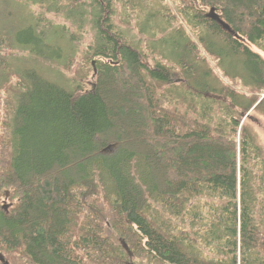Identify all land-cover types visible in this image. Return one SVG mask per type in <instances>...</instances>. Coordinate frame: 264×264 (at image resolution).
Masks as SVG:
<instances>
[{
    "label": "trees",
    "instance_id": "1",
    "mask_svg": "<svg viewBox=\"0 0 264 264\" xmlns=\"http://www.w3.org/2000/svg\"><path fill=\"white\" fill-rule=\"evenodd\" d=\"M63 1L45 3L94 31L73 83L21 61L23 31H0L7 264H264V145L250 120L264 117V0ZM117 3L147 50L115 23Z\"/></svg>",
    "mask_w": 264,
    "mask_h": 264
},
{
    "label": "rangeland",
    "instance_id": "2",
    "mask_svg": "<svg viewBox=\"0 0 264 264\" xmlns=\"http://www.w3.org/2000/svg\"><path fill=\"white\" fill-rule=\"evenodd\" d=\"M45 1L52 3L54 0H0V31H5V33L17 34V32L23 31L21 39H18L15 45L23 47L19 49L17 47L15 54L21 56L19 57L26 65L36 68L41 74H44L50 80L59 82L61 84L73 83V79L77 76L76 70L81 66V57L84 55L86 48L92 42L94 37V31L90 22H87L86 26L82 29H78V19H69L65 16L62 10L57 11L51 8L52 5L45 3ZM66 1L63 3L66 4ZM43 2V3H41ZM165 2L170 5L172 9H176L174 0H165ZM45 3V4H44ZM162 3V0H161ZM68 4V1H67ZM118 16H116L115 23L121 26L128 37L134 43L143 47L144 50L148 49L149 43L152 41L150 34L140 33L138 27V15L131 11L133 14L130 17V26H126L121 22L120 19L127 16L119 10ZM167 5V6H168ZM51 8L50 10L48 9ZM208 12L210 9H207ZM145 17H140L139 20H143ZM64 25L68 27V30L64 29ZM29 28V29H27ZM191 30V28L189 27ZM55 30V32H54ZM75 34V43L73 47L69 43L70 34ZM56 32H61L60 34ZM46 37L44 40L38 37L40 44H37L38 40H35V36ZM196 39V36H194ZM71 39V38H70ZM49 44L50 47L46 50L41 49L43 52H51L52 46L60 47L63 50V56L67 54L68 58L73 57L74 67L67 70L63 66V57L52 59L51 56H43L38 52V47L44 48ZM48 47V46H47ZM59 48V49H60ZM12 49L3 48V53L12 52ZM202 54L207 56L205 48H202ZM211 64L215 70L223 76L224 74L217 67V60L210 58ZM153 65V63L151 64ZM75 82V81H74ZM251 125L254 130L258 133L259 140L264 145V117L258 113L251 112ZM7 199V198H6ZM2 253V252H0ZM6 258V256H5ZM7 259V258H6ZM1 264V262H0Z\"/></svg>",
    "mask_w": 264,
    "mask_h": 264
},
{
    "label": "water",
    "instance_id": "3",
    "mask_svg": "<svg viewBox=\"0 0 264 264\" xmlns=\"http://www.w3.org/2000/svg\"><path fill=\"white\" fill-rule=\"evenodd\" d=\"M209 18L217 21L218 23H220L222 25V27L226 30H229L231 31V28L230 26L225 22L223 21V19L220 17V15L217 13L216 9L214 7H212L209 12H207L206 14ZM9 195V193H7V196ZM122 244L123 246L128 249V245L127 243L125 242V240H122ZM0 262L1 264H7V260L5 258V255L3 253H0ZM129 264H133V263H129Z\"/></svg>",
    "mask_w": 264,
    "mask_h": 264
}]
</instances>
